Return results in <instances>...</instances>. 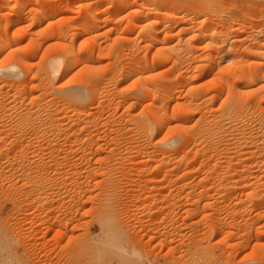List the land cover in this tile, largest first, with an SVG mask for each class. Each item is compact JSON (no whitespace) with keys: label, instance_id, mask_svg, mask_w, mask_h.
Masks as SVG:
<instances>
[{"label":"rangeland","instance_id":"rangeland-1","mask_svg":"<svg viewBox=\"0 0 264 264\" xmlns=\"http://www.w3.org/2000/svg\"><path fill=\"white\" fill-rule=\"evenodd\" d=\"M5 1L0 0V33L16 42L20 38L27 56L37 47L40 56L73 38L74 47L94 52L95 69L78 77L85 75L88 90L95 86V96L85 110L93 113L90 119H81L91 121L90 127L76 129L82 141L72 134L67 138L66 127L72 126L67 114L58 125L63 129L53 135L36 131L40 121L28 110H0V264H195L192 259L198 257L216 258L217 264H264V95L259 97L264 94V67L255 85L236 81L264 63V54L251 53L264 50V0H9L3 8ZM110 2L122 3V8L100 12ZM12 12L23 13L14 20ZM124 47L137 56L127 55V49L124 53ZM38 54L33 63L39 62ZM120 55L129 56H124L127 63ZM130 57L147 62L145 67L138 61L148 72ZM121 65V71L139 66L137 72L143 74L119 73ZM141 76L152 81L141 82ZM132 81L138 90L145 88L144 81L146 88L152 85L150 98L135 96ZM60 82L66 89L75 83ZM237 87L238 94L257 89L259 104L245 91L244 97L252 96L247 101L254 103L247 97L243 103L242 97L243 109L227 115V102H221L227 94L234 100L229 97H237ZM151 96L160 110L166 108L164 121L172 126L167 136L181 133L173 126L183 120L190 132L204 114V125L211 127L205 125V136L198 141L183 137L177 156L165 143L169 137L163 142L165 132L154 131L150 142L125 133L128 117L142 119L147 110H159ZM89 134L94 143L83 140Z\"/></svg>","mask_w":264,"mask_h":264},{"label":"bare ground","instance_id":"bare-ground-1","mask_svg":"<svg viewBox=\"0 0 264 264\" xmlns=\"http://www.w3.org/2000/svg\"><path fill=\"white\" fill-rule=\"evenodd\" d=\"M5 1V0H4ZM7 1H9V0H7ZM7 1H5V2H3L2 4H1V6L3 5V8L5 7L6 8V6H7V3H9V2H7ZM28 1V0H27ZM80 1V0H79ZM99 1V0H98ZM98 1H96V2H94V4L96 3V4H98ZM12 1L10 0V3H11ZM9 3V4H10ZM118 3V2H117ZM5 4V5H4ZM24 4V3H23ZM108 4V3H107ZM122 3H120V5L118 4V5H114L113 3H109L107 6H105V7H103L102 8V10L100 11V12H110V11H112V10H114V9H117V10H119V9H121L122 8V5H121ZM25 5V4H24ZM9 6V5H8ZM7 6V7H8ZM27 6V5H26ZM88 6V5H87ZM91 8H94L95 9V7H93V5H91V3H90V5H89ZM23 7V6H22ZM64 7H66V6H64ZM78 7V6H77ZM2 8V9H3ZM21 8V7H20ZM19 8V9H20ZM24 8L25 7H23V11H24ZM18 9V10H19ZM68 9V8H67ZM88 9V8H87ZM171 10V9H170ZM17 11V10H16ZM20 11H21V9H20ZM98 11V10H97ZM152 11V10H151ZM158 12V11H157ZM21 12H12L11 14H10V16H11V18L13 17V19L14 18H18L19 16H18V14H20ZM23 13V12H22ZM22 13H21V15H22ZM99 13V12H98ZM101 13V14H102ZM155 13V12H154ZM91 14V13H90ZM172 15V14H171ZM16 16H18V17H16ZM135 17V16H134ZM10 18V19H11ZM159 18V17H158ZM12 19V21H14ZM91 20V19H90ZM94 20V19H93ZM149 20V19H148ZM175 20V19H174ZM173 20V21H174ZM135 21V20H134ZM172 21V22H173ZM186 21V20H185ZM9 22H11V20L9 21ZM16 22V21H15ZM18 22V21H17ZM22 22V21H21ZM89 22V21H88ZM96 22V21H95ZM139 22V21H138ZM184 22V21H183ZM182 22V23H183ZM12 24L14 23V22H11ZM10 23V24H11ZM19 23V22H18ZM18 23H16V24H18ZM169 23V22H168ZM174 23V22H173ZM172 23V24H173ZM178 23V22H177ZM9 24V23H8ZM9 24V25H10ZM15 24V23H14ZM13 24V25H14ZM96 24H98V23H96ZM27 25V24H26ZM94 25V24H93ZM240 25V24H239ZM92 25H90V23L89 24H87L86 26L84 25V27L83 28H85V27H91ZM167 26V25H166ZM171 26V25H170ZM175 26H177L176 24H175ZM243 26V25H242ZM8 27V26H7ZM7 27H4V30H5V28H7ZM38 27V26H37ZM172 27V26H171ZM25 28H27V27H25ZM162 28V27H161ZM173 28V27H172ZM8 29V28H7ZM21 29H23V28H21ZM57 29V28H56ZM4 30H1V31H4ZM54 30V29H53ZM182 30H185V29H182ZM57 31V30H56ZM180 31H181V29H180ZM57 32H59V31H57ZM76 32V31H75ZM131 32V31H130ZM18 33H20V36H23V35H25L24 33L25 32H23V30L21 31V30H18ZM38 33V32H37ZM42 33V32H41ZM51 33V32H50ZM55 33V32H54ZM60 33H62V31H60L59 33H58V35L57 36H59V35H61ZM185 33V32H184ZM14 34V33H13ZM40 34V33H39ZM38 34V35H39ZM44 34V33H43ZM47 34H49V33H47ZM63 34V33H62ZM152 34H154V33H152ZM186 34V33H185ZM8 35H10V34H6V32H2V33H0V56L4 53V52H6V55L3 57V62H2V64H0V72H1V74H0V110H28V113H30L31 115L32 114H35L36 116H35V119L34 120H39L40 122L38 123V124H40L39 126V130H38V128L37 127H35L36 128V131H39V133L41 134V132H40V130H42V131H45L46 133H51V134H53L54 135V133H55V135L57 134V135H59V133H60V130H62L58 125H60L61 124V121H62V119L63 118H65V117H67L65 114H67L68 115V117H67V119H69V120H71L72 122V126H71V124H69V122H68V120H66L67 122H68V127H66L68 130H69V133H70V137H67L69 140H71L70 138H72L71 136L73 135V137H75L74 139L76 140V141H78V140H80L81 139V141H82V137L79 139V136L81 135L78 131H76V129L78 128V129H81V128H83V129H87V127L90 125V123H91V121L89 122V121H87L86 119V121L84 122V121H82L81 119H82V117H87L88 116V119H90L89 117L93 114H91V113H87L85 110H87V108H86V106H87V104H88V102L91 100V99H94L93 97L95 96V92H94V90L93 89H95V86L94 87H92L90 90H88L90 87H88L89 86V83L90 82H86V81H83L82 80V78H84V76L86 75V72H88V71H90V70H92L93 68L95 69V67H94V65H92V64H94V63H92V60H93V62H94V60L95 59H93V57H92V55H93V53L94 52H91V54L87 51V48H85V50H86V52H85V50L83 51V48L81 49V48H79V47H74L72 44L74 43L75 44V41H73V43H72V40L74 39H71V41H69L70 42V44H69V42H67V44L65 43V44H60L59 45V42H58V45L55 47V46H53V48L50 50V48H51V46L49 47V50L47 49V51H46V53L44 52V53H42L40 56H39V51H40V48L39 47H37V46H35V47H37V48H35V50H33L34 52H33V54H32V56H27V52H28V49H26L25 48V51H24V47L25 46H22V45H20V41H19V39L20 38H18V39H16V40H18L17 42L15 41V39L14 38H11L10 36L9 37H7ZM27 35V34H26ZM25 35V36H26ZM37 35V34H36ZM44 35H46V33L44 34ZM43 35V36H44ZM51 35V34H50ZM55 35H56V33H55ZM75 36H77L76 34H74ZM11 36H15V35H11ZM19 36V37H20ZM74 36V37H75ZM179 36V35H178ZM42 37V36H41ZM46 36H44V38H45ZM48 37H49V35H48ZM60 37H64V34L62 35V36H59V38ZM78 37V36H77ZM32 38H34V37H32ZM76 38V37H75ZM10 39H13V41L11 40L10 41ZM23 39V38H22ZM35 39V38H34ZM34 39H31V40H34ZM186 39V38H185ZM24 40V39H23ZM64 40V39H63ZM75 40V39H74ZM180 40V39H179ZM42 41H44V40H42ZM46 41V40H45ZM186 41V40H185ZM40 42V41H39ZM39 42H37L36 41V43H39ZM62 42V41H61ZM64 42H66V41H64ZM187 42V41H186ZM222 42V41H221ZM30 43H35V42H32V41H30ZM56 43V42H55ZM72 43V44H71ZM152 43V42H151ZM178 43V42H177ZM22 44V43H21ZM57 44V43H56ZM85 44V43H84ZM187 44V43H186ZM222 44V43H221ZM31 45V44H30ZM33 45V44H32ZM35 45H37V44H35ZM39 45V44H38ZM41 45H42V43H41ZM121 45V44H120ZM21 46H22V48H21ZM29 47V46H28ZM34 47V46H33ZM55 47V48H54ZM165 47V46H164ZM168 47V46H167ZM177 47V46H176ZM187 47H188V45H187ZM48 48V47H47ZM91 48V47H90ZM162 48V47H161ZM180 48V47H179ZM41 49H43V48H41ZM44 49H46V48H44ZM43 49V50H44ZM126 50L127 48L126 47H124L123 48V50ZM131 49V48H130ZM163 49V48H162ZM165 49H166V47H165ZM169 49H173V47L172 48H169ZM177 49H178V47H177ZM27 50V51H26ZM122 50V51H123ZM124 50V53L126 52ZM128 50V49H127ZM132 50V49H131ZM159 50V49H158ZM175 50V49H174ZM180 50V49H179ZM182 50V49H181ZM189 50V49H188ZM191 50V49H190ZM234 50V49H233ZM250 50V49H249ZM32 51V50H31ZM89 51H94V49L93 50H89ZM115 51V50H114ZM176 51V50H175ZM247 51V50H246ZM253 52H251V53H253V55H256V57H259L260 55H263L264 54V50L263 49H258V50H252ZM43 52V51H42ZM84 52V53H83ZM120 52H121V49H120ZM129 50L127 51V55H129ZM132 52V51H131ZM170 52V51H169ZM171 52H172V50H171ZM225 52H226V50H225ZM134 53H135V51H134ZM132 54V53H130V55L129 56H131V55H134V56H137V55H135V54ZM160 53V52H159ZM174 53V52H173ZM173 53H171V54H173ZM178 53H179V51H178ZM178 53H176V54H178ZM182 53V52H181ZM180 53V54H181ZM184 53V52H183ZM188 53V52H187ZM37 54H38V56H39V62L37 63L36 61H35V63H33L34 61H33V59L37 56ZM45 54V55H44ZM118 54H120V53H118ZM136 54H138V53H136ZM163 54V53H162ZM167 54V53H166ZM180 54H178V57L180 56ZM185 54V53H184ZM91 55V56H90ZM126 55V56H127ZM164 55V54H163ZM241 55V54H240ZM252 55V54H251ZM35 56V57H34ZM100 56V55H99ZM117 56H119V55H117ZM125 55H123V57H124ZM125 56V57H126ZM129 56H127L128 58H129ZM141 56V55H140ZM140 56L138 55V57H137V59H140ZM169 56H171V55H169ZM120 57L122 58V59H124L121 55H120ZM120 57H118V59L120 58ZM173 57V56H172ZM189 57V56H188ZM41 58H43L42 60H41ZM99 58V57H98ZM166 58V57H165ZM248 58V57H247ZM251 58V57H250ZM262 58H264V56L262 57ZM36 59V58H35ZM92 59V60H91ZM117 58H116V60H118ZM126 59V58H125ZM130 59H131V57H130ZM132 59H135V61L133 60V61H130V60H128V61H130V62H132V64H133V62L135 63H137L138 61H140V60H137L136 61V58L134 57V58H132ZM131 59V60H132ZM168 60H169V58H167ZM213 59H215V58H213ZM252 59V58H251ZM254 59V58H253ZM261 59V58H260ZM41 60V61H40ZM173 60V59H172ZM224 60V59H223ZM257 60V59H256ZM255 59L252 61V62H255L256 61ZM102 61V60H101ZM126 61V63H127V59L125 60ZM124 61V62H125ZM174 61V60H173ZM261 61V60H260ZM118 62V61H117ZM130 62H128V63H130ZM141 63H142V61H140ZM168 62V61H167ZM37 63V64H36ZM107 63V62H106ZM126 63H123V64H125V66H123V65H121L120 66V70H119V73H121L122 71H125L124 69L121 71V69L123 68V67H126V66H128V67H131V68H135V67H137V65L135 66V65H132L131 64V66H130V64H128V65H126ZM139 63V62H138ZM141 63H139V66L141 65V69H142V64H144V61H143V63L141 64ZM146 63L147 62H145V64H144V66L146 65ZM259 63V62H258ZM115 64H117V63H115ZM178 64V63H177ZM252 64H254V63H252ZM252 64H250V65H252ZM260 64V65H259ZM258 64V67L255 69V71L254 72H249L247 75H242L241 76V74L238 76V77H240V78H238L236 81L237 82H239V81H243V82H245V84L244 85H246V84H249V85H247L248 87L249 86H251L250 85V83L252 84V83H254V85H255V83L256 82H258L259 81V74H257L258 72H260L261 70H262V68L264 67L263 66V64L264 63H259ZM103 65V64H102ZM114 65V64H113ZM120 65V64H119ZM151 65V64H150ZM101 66V65H100ZM123 66V67H122ZM132 66H135V67H132ZM139 66H138V68H139ZM99 67V66H98ZM122 67V68H121ZM145 67H147V65L145 66ZM143 68L141 71H143V72H145L146 70V68ZM247 67V66H246ZM79 68V69H78ZM131 68H129L130 70H128V69H126V75L128 74V75H131L132 76V74L133 73H135L134 71H138L139 72V69L138 68H136V70H132ZM148 68H150V67H148ZM78 69V70H77ZM106 69V68H105ZM138 69V70H137ZM177 69V68H176ZM4 70H6V72H4ZM128 70V71H127ZM132 70V74H129V72ZM150 70V69H149ZM3 71V72H2ZM114 71H115V69H114ZM121 71V72H120ZM116 72V71H115ZM125 72H123V74H125ZM128 72V73H127ZM137 72V73H138ZM143 72H142V74H143ZM146 72H148V71H146ZM145 72V73H146ZM85 74L82 78L81 77H78L80 74L82 75V74ZM118 73V74H119ZM29 74H31V77L30 78H28L27 79V76L29 75ZM100 74V73H99ZM104 74V73H103ZM115 74V73H114ZM117 74V75H118ZM123 74H120V76H122ZM138 74H140V75H142L141 73H138ZM126 75H125V77H126ZM134 75V74H133ZM148 75V74H147ZM264 75V74H263ZM99 76V75H98ZM136 77H135V79L137 78H140V76L139 75H135ZM144 76V75H143ZM143 76H141L142 78H141V82L143 81V80H145V78H146V80L145 81H149L150 82V80L145 76V78L143 77ZM151 75H149V77H150ZM95 77V76H94ZM111 77V76H110ZM123 77L124 76H122V79H123ZM124 77V78H125ZM127 77H129V76H127ZM78 78H79V81H78ZM81 78V79H80ZM102 78V77H101ZM223 78V77H222ZM89 79V78H88ZM103 79V78H102ZM63 81V80H65V81H71V82H69V84H71V83H73V81L76 83H73V86L72 85H70L69 87L70 88H68V86H67V88L68 89H66L65 87L66 86H64V88L62 87V85H64V83L65 82H63V84H62V82H60V81ZM81 80V81H80ZM100 80V79H99ZM125 80V79H124ZM261 80V79H260ZM59 81V82H58ZM135 81V80H134ZM134 81H132V83H134ZM144 81V82H145ZM152 81V80H151ZM58 82V83H57ZM86 82V83H85ZM121 82H122V80H121ZM143 82V86H145V88H140L141 90H138V88H139V86L137 87V84L135 85V83H137V82H135L133 85L136 87L135 88V90H137V91H135V96L136 95H138L139 97L141 96L140 95V93L142 94H146L142 99H146L147 100V98H150V97H148L147 95V93H149V91H150V93H152V90L150 89V88H153L152 87V85H151V87H150V85L148 86V87H150V88H146V85H145V83L147 84L148 82H145L144 83ZM156 82V81H155ZM164 82V81H163ZM242 82V83H243ZM98 83V82H97ZM191 83V82H190ZM241 83V84H242ZM66 84V83H65ZM74 84H75V86H74ZM139 84V83H138ZM149 84V83H148ZM147 84V85H148ZM152 84V83H151ZM157 84V83H156ZM163 84V83H162ZM91 85V84H90ZM132 85V86H133ZM154 85V84H153ZM160 85V84H159ZM159 85H156V86H159ZM164 85V84H163ZM192 85V84H191ZM237 85V84H236ZM238 85H239V83H238ZM155 86V85H154ZM161 86V85H160ZM243 86V85H242ZM252 86H253V84H252ZM27 87H29V89H31V90H29L28 92H26L27 90H26V88ZM87 87H88V89H87ZM100 87V86H99ZM170 87H171V85H170ZM192 87H194L193 85L192 86H189V90L190 89H192ZM233 87V86H232ZM231 87V88H232ZM236 87V86H235ZM240 87H241V85H240ZM85 88V89H84ZM97 88V87H96ZM102 88V87H101ZM156 88V87H155ZM175 88V87H174ZM196 88V87H195ZM242 88V87H241ZM251 88V87H250ZM249 88V89H250ZM261 88V87H260ZM160 89V90H159ZM234 89V88H233ZM236 89V88H235ZM240 89V88H239ZM247 89V88H246ZM243 89L242 91H244V93H245V91H247V94L249 95H252L255 99H257L256 101H255V105H257L256 103H258L259 101L258 100H260L259 98H256L255 97V93H257L256 95H257V97H258V95H259V92H258V90L256 91V90H254V88L252 89V91H250L249 89ZM36 90H38V91H40V93L39 94H35V92H36ZM93 90V91H92ZM102 90H104V89H102ZM153 90H154V88H153ZM157 90V91H156ZM156 92H161L163 89H162V87L160 88V87H158V89L156 88ZM159 90V91H158ZM254 90V91H253ZM260 90V89H259ZM101 91V90H100ZM138 91H140L139 92V94H138ZM171 91H173V89L171 90ZM191 91V90H190ZM193 91V90H192ZM238 87H237V93H236V91H235V93L236 94H238ZM241 91V90H240ZM249 91V92H248ZM13 92V93H12ZM47 92H49V94L47 93ZM163 92H164V90H163ZM204 92V91H203ZM228 92V91H227ZM255 92V93H254ZM173 93V92H172ZM241 93V92H240ZM238 94L237 95V97H236V95L234 94H232L231 96L232 97H229V98H233L234 100H231V99H228L227 97V95H229V94H227L226 95V100H225V102H224V100H223V102H221V103H223L222 104V106L224 105V104H226V102H227V108H225L226 107V105L223 107V108H225L224 110L225 111H227L226 113H228L227 115H230L229 114V112H230V110L232 111V110H234V112L235 111H237V110H241L240 109V107H241V104H240V107H239V103L241 102L240 100H241V98H242V101H243V103H247V102H249L250 104H252V103H254V101H252V102H250V101H247L248 99H252L253 97L252 96H249V98L247 97V95L245 96V97H247V99H245L247 102H245L244 101V95L246 94H244L243 92L241 93V94ZM254 93V94H253ZM159 94H161V93H159ZM166 94V93H165ZM231 94V93H230ZM243 94V95H242ZM151 95V94H150ZM153 96H154V94H152ZM162 95H164V94H162ZM203 97H205L203 94H201ZM200 95V96H201ZM239 95H242V96H239ZM264 94H261V95H259V97H262ZM137 96V100L139 99V97ZM147 96V98H145ZM153 96H151L152 98V100L154 101V103H153V101L152 100H150V101H152V105L153 106H156L155 108H157V109H159V110H154V109H151V110H147V109H145V110H147V114L148 115H146L145 117H143L142 119L140 118V115H139V118H137L136 116H134L135 118H133V116L131 117L130 115V117H128L129 119V123L127 124V127H126V129H125V131L127 130V132H125V133H129L130 132V134H135V135H137L138 136V139H142L143 137V139H146L147 140V142H150L151 140H152V138L154 139V137H155V135L156 134H154L153 132L154 131H156L158 134H161V133H163V132H165V135L167 136V135H170V129L172 128V126L170 127V126H168V125H170V123H166L167 121H164V117H165V112L163 111L164 109H166V108H164V106H163V110L161 109L160 110V106L159 105H154V104H156L155 103V100H154V97ZM159 96V95H158ZM199 96V97H200ZM195 97V96H194ZM216 97V96H215ZM240 97V98H239ZM264 97V96H263ZM27 99L28 100V103H26V104H17L16 102H17V100L18 99ZM140 98V99H141ZM253 98V99H254ZM142 99L141 100H139V102H141L142 101ZM157 99V98H156ZM203 99V98H202ZM145 100V101H146ZM149 100V99H148ZM211 100V99H210ZM264 100V99H263ZM148 102L149 103V105H150V103L151 102ZM206 101V100H205ZM229 101H233L232 103L231 102H229ZM258 101V102H257ZM193 102V101H192ZM211 102V101H210ZM228 102H229V106H228ZM261 102H263V101H261ZM147 103V104H148ZM198 103V102H197ZM199 103H201V102H199ZM206 103H208V102H204V104H206ZM242 103V102H241ZM131 104V103H130ZM144 104V103H143ZM213 104V103H212ZM259 104V103H258ZM148 105V106H149ZM151 105V106H152ZM177 105V104H176ZM203 105V104H202ZM243 105V104H242ZM245 105V107H246V104H244ZM147 106V107H148ZM179 106V105H178ZM181 106V105H180ZM179 106V110H180V108H182V107H180ZM183 107H184V105H182ZM221 106V107H222ZM247 106H249V104L247 105ZM251 106V105H250ZM259 106H262V105H259ZM259 106H256L257 108L259 107ZM158 107H160V108H158ZM188 108H189V106H187ZM186 107V108H187ZM192 107V106H191ZM210 107V106H209ZM243 107L244 106H242L241 108L243 109ZM263 107V106H262ZM149 108V107H148ZM153 108V107H152ZM250 108V107H249ZM253 108H254V106H253ZM264 108V107H263ZM184 109H185V107H184ZM210 109V108H209ZM227 109V110H226ZM255 109V108H254ZM254 109H252V110H254ZM31 110H35V112H41V113H43L44 115H45V118L44 117H42L43 115H40V114H37V113H35V112H32ZM124 110V109H123ZM174 110H175V107H174ZM177 110V109H176ZM203 110V109H202ZM211 110V109H210ZM215 110V109H214ZM228 110H229V112H228ZM249 110V109H248ZM259 110V109H258ZM260 110H262L261 108H260ZM116 111V110H115ZM166 111V110H165ZM173 111V110H172ZM188 111H189V113L191 112V108H190V110L188 109ZM188 111H187V109L186 110H184V113H188ZM209 111V110H208ZM246 111V110H245ZM139 112H141V111H139ZM182 112H183V110H182ZM206 111H204V113H205ZM60 114V113H63V116H60V115H55V114ZM87 113V114H86ZM99 113V112H98ZM173 113V112H172ZM179 113H180V111H179ZM203 113V114H204ZM225 113V112H224ZM230 113H233V111L232 112H230ZM25 114V113H24ZM91 114V115H90ZM131 114V113H130ZM136 114V113H135ZM141 114H143V113H141ZM181 114V113H180ZM202 114V115H203ZM184 115V114H183ZM205 115V114H204ZM201 116V118L197 121V122H195L196 124H193V126L195 125V127H193L192 128V130L190 131V132H188L187 131V126H185V121L183 120L182 122H179V123H176V125H174L173 127H175V128H178V129H180V132L181 133H176V134H174L173 133V135L171 136V137H169V136H167V137H165L164 139H162L163 140V142H164V140L166 139V138H168L169 137V139H167V140H165V143H167V145L169 146V148L171 149V152H172V154H178V152H179V150H180V148H181V142H180V140L183 138V137H185V138H187V141L190 139V140H197V139H200L201 137H203V136H205V131H206V128H208L209 126H210V124H206L207 123V119L205 120L204 118H203V121H202V117H205V116ZM225 115V114H224ZM103 116V115H102ZM138 116V115H137ZM214 116V115H213ZM94 117V116H93ZM189 117V116H188ZM221 117H223L222 115H221ZM20 118V117H19ZM95 118H97V117H95ZM104 118V117H103ZM125 118H127L126 117V115H125ZM199 118V117H198ZM197 118V119H198ZM227 118V117H226ZM111 119V118H110ZM196 119V120H197ZM211 119H213V118H211ZM173 120V119H172ZM204 120H205V125L206 126H208V127H205V125H204ZM220 119L218 118L217 120H216V118H215V120H212V122H215L216 121V124H214V127L218 124V122L217 121H219ZM25 121V120H24ZM126 121V120H125ZM179 121V120H178ZM209 121H210V119H209ZM221 121H222V119H221ZM220 121V122H221ZM124 122V121H123ZM171 122V121H170ZM212 122L210 121V123L212 124ZM175 123V122H174ZM222 123V122H221ZM236 123V122H235ZM63 124H64V122H63ZM66 124V123H65ZM83 124V125H82ZM89 124V125H88ZM223 124V123H222ZM31 125V124H30ZM173 125V124H172ZM219 125H221L220 123H219ZM239 125V124H238ZM67 126V125H66ZM222 126H224V125H222ZM232 126V125H231ZM90 127V126H89ZM98 127V126H97ZM114 127V126H113ZM166 127V128H165ZM211 127V126H210ZM217 127L219 128V126L217 125ZM65 128V127H64ZM65 128V131L67 130ZM174 128V129H175ZM190 128V127H189ZM230 128H232V127H230ZM111 129V128H110ZM173 129V130H174ZM186 129V130H185ZM1 130H3V129H1ZM34 130V129H33ZM98 130V129H97ZM183 130H185V131H183ZM71 131V132H70ZM116 131V130H115ZM114 131V132H115ZM34 132H35V130H34ZM33 132V133H34ZM44 132V133H45ZM68 132V131H67ZM108 132H110V131H108ZM166 132H168V133H166ZM175 132V131H174ZM90 133V132H89ZM172 133V132H171ZM37 134V133H36ZM62 134V133H61ZM72 134V135H71ZM64 135V134H63ZM8 136V135H7ZM66 136H69V135H66ZM87 136H89L88 138H85V137H87ZM87 136H85L84 137V139L83 140H95L94 139V136H92V135H87ZM134 136V135H133ZM137 136H136V138H137ZM64 137V136H63ZM33 138V137H32ZM56 138V137H55ZM54 138V139H55ZM110 138V137H109ZM126 138V137H125ZM124 138V139H125ZM193 138V139H192ZM105 139V138H104ZM202 139V138H201ZM162 140L161 141H159V142H162ZM184 140V139H183ZM182 140V141H183ZM229 140V139H228ZM32 141H33V139H32ZM50 141V140H49ZM74 141V140H73ZM89 141V142H90ZM93 141H91V142H93ZM145 141V140H144ZM198 141V140H197ZM65 142V141H64ZM66 142H67V140H66ZM97 142V141H96ZM158 142V141H157ZM195 142V141H194ZM22 143H24V142H22ZM56 143V142H55ZM54 143V144H55ZM74 143V142H73ZM82 143V142H81ZM94 143V142H93ZM31 144V143H30ZM92 144V143H91ZM145 144V143H144ZM186 144H187V142H186ZM195 144V143H194ZM21 145V144H20ZM176 145H178V146H176ZM199 145V144H198ZM228 145V144H227ZM42 146V145H41ZM183 147L185 146V143H183V145H182ZM204 146V145H203ZM233 151V150H232ZM207 152V151H206ZM254 153V152H253ZM257 154V153H256ZM177 156V155H176ZM234 156V155H233ZM234 158V157H233ZM183 159H184V157H183ZM179 160L181 161V158H179ZM194 162V161H193ZM170 163V162H169ZM181 163V162H180ZM187 163V162H186ZM224 167V166H223ZM247 168V167H246ZM234 169V168H233ZM174 171H175V169H173ZM177 170V169H176ZM173 171V172H174ZM172 173V172H171ZM175 174L176 173H178V171H175L174 172ZM174 174V175H175ZM183 175H185V174H183ZM205 175V174H204ZM186 176V175H185ZM221 182V181H220ZM232 186V185H231ZM202 189V188H201ZM208 192V191H207ZM230 192V191H229ZM189 194V193H188ZM171 196V195H170ZM180 198V197H179ZM213 200V199H212ZM239 204V203H238ZM172 206V205H171ZM178 208V207H177ZM174 210V209H173ZM24 212V211H23ZM231 214V213H230ZM247 238V237H246ZM257 238V237H256ZM248 239H249V237H248ZM172 242V241H171ZM178 256V255H177ZM176 256V257H177ZM205 256V255H204ZM207 256V255H206ZM173 257V260H174V262L173 263H177L176 261H177V258L175 257V256H172ZM172 257H171V259H172ZM176 258V260H175V258ZM210 257V256H209ZM216 257V256H215ZM243 258V257H242ZM167 259V258H166ZM190 259V258H189ZM192 259V258H191ZM190 259V260H191ZM244 259V258H243ZM138 260V259H137ZM187 260V259H186ZM214 260H217L216 258L215 259H213V258H206V257H198V258H193L192 259V261L195 263V264H206V263H212V264H217L218 262L217 261H214ZM229 260V259H228ZM135 261V260H134ZM149 261V260H148ZM151 261V260H150ZM170 262V264H171V260H169ZM187 262V261H186ZM185 262V263H186ZM233 262V261H232ZM134 263V262H133ZM229 263V262H228ZM236 263V262H235ZM141 264V263H140ZM179 264V263H178ZM188 264V263H187ZM232 264V263H231Z\"/></svg>","mask_w":264,"mask_h":264}]
</instances>
